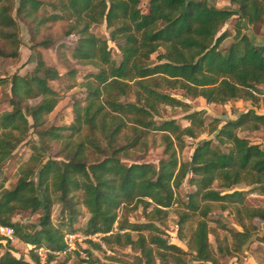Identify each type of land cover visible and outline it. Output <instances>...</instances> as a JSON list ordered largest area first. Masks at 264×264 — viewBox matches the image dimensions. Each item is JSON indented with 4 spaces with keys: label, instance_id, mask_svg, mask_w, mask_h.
<instances>
[{
    "label": "trees",
    "instance_id": "1",
    "mask_svg": "<svg viewBox=\"0 0 264 264\" xmlns=\"http://www.w3.org/2000/svg\"><path fill=\"white\" fill-rule=\"evenodd\" d=\"M216 1L147 0L144 13L142 0H0V57L19 58L20 22L35 55L32 71L0 77V88L8 89V108L0 111V225L13 227L27 245L59 252L47 253L42 262L31 249L32 262L49 264L63 256L59 264H65L70 255L62 253L65 237L80 234L96 249L129 247L134 256L131 261L108 256L112 262L105 263L85 250L87 259L78 264H221L237 257L256 234V219L264 223V204L247 203L249 195L264 198V149L239 135L264 128V113L251 107L206 123L203 110L189 112V104L171 93L208 104L264 103V43L245 31L264 23V0H225L231 7ZM232 18L233 32L224 30ZM102 22L108 38L92 31ZM69 37L75 38L71 47L63 41ZM54 44L68 87L77 85L76 65L95 69L79 83L84 97L73 99L72 121L60 126L48 118L61 100L50 85L60 73L41 52ZM165 107L187 112L188 124L162 119ZM203 133L215 135L199 139ZM31 134L35 138L29 139ZM188 140L197 141L184 160ZM25 142L31 154L7 186L3 167ZM52 143L58 150L47 157ZM157 144L163 154L157 164L134 161ZM185 180L194 189L181 196ZM242 185L247 189H238ZM55 205L63 215L58 224L52 221ZM215 207L231 214L240 229L216 220L225 235L214 236V246L209 214ZM138 208L145 222L119 218L122 209ZM82 209L88 218L76 227ZM170 209L179 217L180 231L194 222L187 251L170 243L157 225ZM26 212L38 213V222L13 221ZM93 235H100L98 242ZM3 239L9 246L11 240L0 235ZM258 240L264 242V234ZM0 264L28 263L8 247Z\"/></svg>",
    "mask_w": 264,
    "mask_h": 264
},
{
    "label": "rangeland",
    "instance_id": "2",
    "mask_svg": "<svg viewBox=\"0 0 264 264\" xmlns=\"http://www.w3.org/2000/svg\"><path fill=\"white\" fill-rule=\"evenodd\" d=\"M216 5L218 7H231L230 4L225 0H217ZM142 12H147V0H142L140 4ZM233 24L234 19H230L223 27V29H227L233 32ZM21 27V38L22 45L19 50V58L17 60H12L9 58L0 57V77H9L14 73L19 75H24L33 70L35 66V55L31 50L30 45V34L27 32V29L20 22ZM92 31L102 37L108 38V31L105 27V22L94 25L92 27ZM245 31L249 34L251 38H255L257 35H262L264 32V23L261 26L251 27L245 26ZM68 47H71L75 43L74 37L65 38L63 40ZM227 44V42H225ZM108 46L111 49V54L117 58V50L115 45L108 41ZM43 57L45 61L58 69L60 73V77L57 80H53L50 82L51 87L58 91L61 95V100L54 109V111L49 115L50 123L54 125H68L73 118L72 114V102L74 98H83L84 97V89L79 85L83 81V78L86 74L95 71V69L90 65H76V75L75 81L77 85L73 87H68V81L66 76V69L63 64L58 60V48L57 44H54L48 49H41ZM8 89L0 88V111L8 108V104L6 102V98L4 94ZM8 92V91H7ZM175 97L185 101L189 104V112L203 110L206 123L210 122L213 118H219L223 120H227L230 118H234L240 112L247 110L248 108H255L258 113H264V103L260 102L257 106H252L249 101L243 100H235L228 101L225 104H213L206 103L205 100L201 97L198 98H189L182 95L180 91L171 92ZM187 112L183 111L181 108H170L165 107L162 111V119H170L173 118L177 122H179L182 126L188 124V121L184 119V115ZM215 134L203 133L200 135L199 139H208L213 138ZM240 136L247 137L250 141L257 143L261 148L264 149V128H261L258 131L253 133H245L240 132ZM35 138L34 134H31L29 139ZM197 140H188V147L182 152L181 158L186 160L189 159L191 152L193 150V144ZM58 150V145L56 143H52L50 148L45 152L47 157H54L55 153ZM31 154V150L29 148V142L22 143L19 145L15 151L13 152L11 158L6 162L3 167L4 172L8 175L9 180L6 183L7 186L13 184L17 179V171L19 166L26 161ZM163 157L162 148L160 146L151 147L150 150L146 154L138 153L134 161L136 162H148L157 164L159 159ZM194 188L189 186L187 181L185 180L182 186L179 189V193L181 196H184L185 193L192 191ZM238 189H247L245 186H239ZM247 203L251 205H263L264 198L259 195H249L247 197ZM61 208L59 205H55L52 209V221L55 224H58L61 220ZM39 218L38 213H17L13 217V221H17L20 223H37ZM88 218V214L82 209V215L79 216L78 221L76 223V227H82L85 225L86 220ZM119 218H127L130 222L143 223L146 220L144 219L143 212L141 208L137 210H125L122 209L119 213ZM178 215L174 209H170L168 216L162 222L157 223L160 229L164 232V237L167 240L175 245H178L183 250L187 251L186 241L189 237V234L194 226V222L188 221L184 224V228L182 231L179 230L178 226ZM216 220H220L221 223H226L229 226H232L236 229H240L238 225L233 220V216L227 212H223L217 207L213 209V211L209 214V226L211 234L209 235L210 241L214 245V236H218L222 239L225 235V232L219 228ZM254 224L257 227V232L252 238L243 246L241 253L237 257H230L227 259H221V264H263L264 263V242L258 240V237H261L264 234V223L260 220L256 219ZM68 235V234H67ZM66 235V236H67ZM78 235L79 237L73 240V250L69 251L70 253L68 260L65 264H78L79 259L84 257L85 250L91 252V259H99L102 262L110 263L107 257L113 256L120 261H131L134 252L127 248H118L114 247L113 250H108L105 246L102 247L101 250L94 248L89 243L84 240L83 235ZM93 241L98 242L100 235L91 236ZM1 247L0 253L4 252L8 247L11 249V254L17 258L25 260L28 264H35L30 259V251L32 246L27 245L17 238H15L9 246L6 244V240H0ZM215 246V245H214ZM76 251L79 253L80 257L75 253ZM82 253V254H81ZM84 253V254H83ZM87 256V255H86ZM63 256H57L53 259L49 264H59V262L63 259ZM188 258V257H187ZM186 264H194L193 261H188Z\"/></svg>",
    "mask_w": 264,
    "mask_h": 264
},
{
    "label": "built area",
    "instance_id": "3",
    "mask_svg": "<svg viewBox=\"0 0 264 264\" xmlns=\"http://www.w3.org/2000/svg\"><path fill=\"white\" fill-rule=\"evenodd\" d=\"M0 235L3 236L5 239H9L11 241H13L16 238L15 237V233H14V229L11 226L0 225ZM76 237L78 238L79 236L78 235H74V234H68L65 237V242L67 244V248L62 253L65 254L66 252H69V251L73 250V240ZM82 237L85 238L84 236H82ZM31 248L34 249V252L38 255V257L40 258V260L42 262L45 260V257H46L47 253H50V254H53V255L59 254V252L52 251V250L47 249L45 247L35 248V247L32 246ZM83 258L87 259V256L84 254Z\"/></svg>",
    "mask_w": 264,
    "mask_h": 264
},
{
    "label": "crops",
    "instance_id": "4",
    "mask_svg": "<svg viewBox=\"0 0 264 264\" xmlns=\"http://www.w3.org/2000/svg\"><path fill=\"white\" fill-rule=\"evenodd\" d=\"M254 41H256L257 43H264V32L262 35H257L255 38H254Z\"/></svg>",
    "mask_w": 264,
    "mask_h": 264
}]
</instances>
